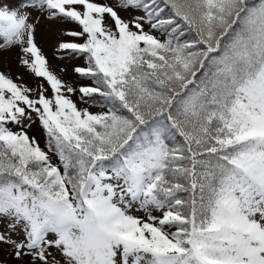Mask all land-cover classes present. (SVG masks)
I'll list each match as a JSON object with an SVG mask.
<instances>
[{"label": "snow or ice", "instance_id": "1", "mask_svg": "<svg viewBox=\"0 0 264 264\" xmlns=\"http://www.w3.org/2000/svg\"><path fill=\"white\" fill-rule=\"evenodd\" d=\"M41 17L78 25L57 58L82 59L91 84L52 69ZM13 48L42 83L0 70V251L264 264V0H0Z\"/></svg>", "mask_w": 264, "mask_h": 264}, {"label": "rangeland", "instance_id": "2", "mask_svg": "<svg viewBox=\"0 0 264 264\" xmlns=\"http://www.w3.org/2000/svg\"><path fill=\"white\" fill-rule=\"evenodd\" d=\"M100 2H105V0H100ZM108 3H113L114 0H106ZM125 15L124 13H121ZM37 13H33V19L35 22V17ZM78 30V25L72 23H64L58 20H50L46 17H41L37 22L36 27V39L38 45L42 48L45 55L48 57L52 69L68 83H72L74 87H79L80 85H88L92 82L88 79L80 77L74 72V67L83 63L82 59H59L57 58L56 49L58 44L64 40L73 39L65 35L68 30ZM19 49L13 48L9 50H0V70L10 73L15 77L19 76L24 83L29 87L36 88L42 81L40 78H36L30 73H28L22 66L19 65ZM63 69V71H61ZM44 87L48 88V93L51 94V88L48 86L47 82H43ZM73 99L77 101L78 107L84 108L88 105L83 104L79 101L78 94L73 95ZM90 111L98 112L103 109L99 107H91ZM30 134L35 135L41 146H44V132L39 122L37 121L33 124L30 129ZM55 160V158H54ZM141 214L142 213H137ZM10 249L5 246L2 251H0V258L6 259L8 264H22V262L17 261L14 257L9 255Z\"/></svg>", "mask_w": 264, "mask_h": 264}]
</instances>
